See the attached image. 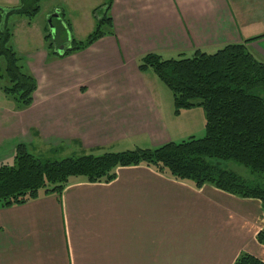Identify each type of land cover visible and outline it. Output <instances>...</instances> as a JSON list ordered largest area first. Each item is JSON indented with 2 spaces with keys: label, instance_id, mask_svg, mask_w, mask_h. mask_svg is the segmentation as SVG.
Segmentation results:
<instances>
[{
  "label": "crops",
  "instance_id": "obj_1",
  "mask_svg": "<svg viewBox=\"0 0 264 264\" xmlns=\"http://www.w3.org/2000/svg\"><path fill=\"white\" fill-rule=\"evenodd\" d=\"M103 3L52 6L79 37L95 29ZM67 8L84 26L66 19ZM110 14L114 33L82 51L50 56L46 28L45 48L17 50L38 88L27 108L6 95L0 102V162L13 160L19 143L30 151L157 147L174 141L171 124L189 116L206 131L202 107L176 114L174 96L163 97L157 76L139 70L147 53L190 57L246 42L264 61V0H112ZM263 226L258 200L136 165L110 182L73 177L62 195L41 191L24 204H0V264H234L243 252L264 259L256 239Z\"/></svg>",
  "mask_w": 264,
  "mask_h": 264
},
{
  "label": "trees",
  "instance_id": "obj_2",
  "mask_svg": "<svg viewBox=\"0 0 264 264\" xmlns=\"http://www.w3.org/2000/svg\"><path fill=\"white\" fill-rule=\"evenodd\" d=\"M42 2L19 0L15 6H0V79L7 77L3 91L16 109L33 103L38 82L13 45L9 19L18 14L31 22L42 10ZM111 4L112 0H107L94 10L96 27L85 39L72 38L61 53L51 51L53 42H49V55L66 57L113 34ZM45 38L50 40V33ZM138 68L152 71L173 92L176 114L196 106L203 108L205 137L61 160L41 158L27 144L19 143L13 161L0 162V204H24L37 199L41 191L62 195L76 176L89 182H110L119 168L147 165L176 179L192 180L199 188L209 184L233 196L258 200L264 213V185L221 165L233 161L253 175L264 176V61L244 42L227 44L215 53L198 49L190 57L182 54L167 59L150 52L140 58ZM256 239L264 246V226ZM234 264H264V259L243 252Z\"/></svg>",
  "mask_w": 264,
  "mask_h": 264
},
{
  "label": "rangeland",
  "instance_id": "obj_3",
  "mask_svg": "<svg viewBox=\"0 0 264 264\" xmlns=\"http://www.w3.org/2000/svg\"><path fill=\"white\" fill-rule=\"evenodd\" d=\"M98 1H100V3L103 2V0H98ZM106 1L107 0H104V2ZM63 2L67 3V0H43L42 10L33 19L34 21H33V24L31 25V27L33 28L28 27L30 25V24L28 25L30 20L27 17L21 16L18 14L11 15L9 19V26L14 29L13 45L15 49L23 54L25 52H31V50L38 49L40 51L43 48H45L46 44H43V38L41 36L43 28L49 29V30L46 29V34L50 33V40L47 41V44L49 45V42H53V48L51 50L53 52L57 50H65L67 48L68 42L72 41L73 36H75L76 38H79V40L84 39L87 35L85 36L82 34H78L79 37H77L71 31L72 29H69V28L68 30L65 29L64 27H62L61 21L56 20V19H59L60 12L57 9H54L52 5H55V4L62 5ZM0 6L7 7V6H15V5H10V4L3 3L2 1H0ZM80 11H82L81 13H83L84 9L81 8ZM66 12H67L66 19L70 18L75 23H78V24L81 23V26H84L83 21L82 20L78 21L76 17L78 12L72 13V10H70V8H67ZM60 16L61 18H63L62 15ZM2 65H4V61H2ZM151 73L153 74V72ZM156 79L159 83L158 92L163 97H167V99H169V96H170L173 100V92L168 88L166 84L160 81L157 77ZM7 84H8L7 77H3L0 79V102H3L6 98L4 91H3V87ZM171 130L175 138L174 142H181L183 140L189 139L192 136L199 139V138L205 137L206 135V131L204 129L202 130V127L199 124V122L195 121V119H193V117L191 116L184 117L181 120V124L179 125L171 124ZM138 146L140 145L124 143V144H117L114 146H109L104 149H96L92 151L88 150L84 152H77L71 149L64 150V151L62 150L53 151L51 150V148H43L38 151L37 150L36 151L31 150V151L35 155L41 158L51 159V160H61L66 157L79 156L83 154L102 155L106 151L120 152V151H125V150H133V149H136ZM12 161L13 160H11V162ZM221 165L223 167H226L230 170L235 171L236 173L242 175L246 179H252L254 177L253 180L255 182H258L264 185V176L256 175V174L253 175L248 168L242 165H239L236 162L223 161L221 162ZM76 177L86 178L84 176H76Z\"/></svg>",
  "mask_w": 264,
  "mask_h": 264
}]
</instances>
